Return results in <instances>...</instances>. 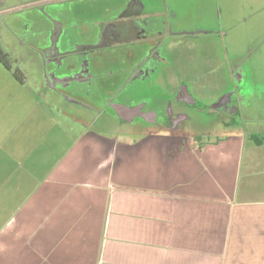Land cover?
Returning a JSON list of instances; mask_svg holds the SVG:
<instances>
[{
    "label": "crops",
    "instance_id": "obj_1",
    "mask_svg": "<svg viewBox=\"0 0 264 264\" xmlns=\"http://www.w3.org/2000/svg\"><path fill=\"white\" fill-rule=\"evenodd\" d=\"M20 73L0 63V264H264V126L109 136Z\"/></svg>",
    "mask_w": 264,
    "mask_h": 264
},
{
    "label": "flooded vegetation",
    "instance_id": "obj_2",
    "mask_svg": "<svg viewBox=\"0 0 264 264\" xmlns=\"http://www.w3.org/2000/svg\"><path fill=\"white\" fill-rule=\"evenodd\" d=\"M149 2L119 0L112 8H102L101 14L74 12L59 4L48 11L38 5L20 26L6 31L24 48L23 61L36 68L38 93L49 106L55 102L61 111L84 113L94 126L95 117L111 112L130 132L165 129L185 136L182 127L205 109L187 86L171 85L165 54L180 39L195 38L201 30L176 28L171 17H161ZM37 30L41 35L36 43L37 35L30 34ZM21 31L22 38L17 35ZM7 55L0 52L11 67ZM159 74L160 95L167 102L156 105V98L147 96ZM233 101L228 95L213 104V114L224 124L235 118Z\"/></svg>",
    "mask_w": 264,
    "mask_h": 264
},
{
    "label": "rangeland",
    "instance_id": "obj_3",
    "mask_svg": "<svg viewBox=\"0 0 264 264\" xmlns=\"http://www.w3.org/2000/svg\"><path fill=\"white\" fill-rule=\"evenodd\" d=\"M144 1H151V8L161 13V17H171L176 28H184L189 32L201 30L199 34H195V38L180 39L171 50H167L165 59L168 68L172 70V75L169 76L168 73V77L174 82L171 85L174 87L180 83L187 86L192 97L212 96L218 103L219 99L229 95L232 101L241 103L239 115L234 118L237 124H231L228 129L238 128V123H242L238 118L241 120L243 117L244 127L247 129L249 126H264V122L253 121L258 114L260 119H264V0ZM118 2L119 0H0V52L10 55H7V59L12 69L19 68L26 76L28 87L38 93L37 70L23 61L24 48L16 44L15 36L9 35L6 28L15 29L14 24L20 26L27 14L38 5H43L48 11L59 4L74 12L86 10L101 14L102 8H112ZM38 32L30 34L37 35L34 37L36 43L41 35ZM17 35L21 38L24 36L22 31ZM154 82L152 95L147 98H156V105L159 102L163 104L166 101L160 95L163 75L155 77ZM236 90L238 91L234 93ZM201 104H204L202 107L206 105ZM150 106L154 108L155 105ZM195 115V120L182 127L187 136L199 137L203 142H209L228 135L227 126L218 116L207 110L197 111ZM94 119V129L102 130L106 135L129 132L126 127H120L111 112Z\"/></svg>",
    "mask_w": 264,
    "mask_h": 264
},
{
    "label": "trees",
    "instance_id": "obj_4",
    "mask_svg": "<svg viewBox=\"0 0 264 264\" xmlns=\"http://www.w3.org/2000/svg\"><path fill=\"white\" fill-rule=\"evenodd\" d=\"M0 63H2V65L7 69V70H11L13 77L20 83H22V77H21V73L19 72V70L16 69H12L10 67V65L8 64V62L1 60L0 58ZM250 141L253 142L256 146H259L262 144V142H264V135L261 138L255 137V136H250L249 137ZM195 143L198 142V140L196 138H194L193 140Z\"/></svg>",
    "mask_w": 264,
    "mask_h": 264
}]
</instances>
